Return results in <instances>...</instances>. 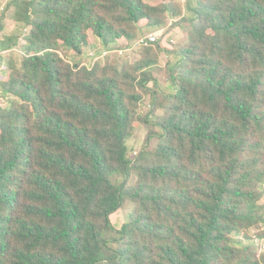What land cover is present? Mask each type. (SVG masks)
Listing matches in <instances>:
<instances>
[{
	"label": "trees",
	"instance_id": "1",
	"mask_svg": "<svg viewBox=\"0 0 264 264\" xmlns=\"http://www.w3.org/2000/svg\"><path fill=\"white\" fill-rule=\"evenodd\" d=\"M170 21L174 50L64 55ZM0 97V264H264V0H9Z\"/></svg>",
	"mask_w": 264,
	"mask_h": 264
},
{
	"label": "rangeland",
	"instance_id": "2",
	"mask_svg": "<svg viewBox=\"0 0 264 264\" xmlns=\"http://www.w3.org/2000/svg\"><path fill=\"white\" fill-rule=\"evenodd\" d=\"M177 2L184 4L186 0H176ZM9 0H0V14L5 10V7ZM5 31L7 33L15 31L17 26L15 25V22L12 20V10L6 11L5 14ZM172 24V21L169 22V25L165 28L161 29H152V28H145L144 33L139 36H145L148 35L151 32H155L158 36V43H160L165 48H168L170 50L177 49L181 44H183L187 40V34L189 30V26L187 22H182L179 25L170 26ZM138 39V38H137ZM137 39L130 43V45H121V46H113L110 50L103 49L102 45L98 42H94L93 40V46L88 49L87 52H85L82 55H76L74 53H68L65 52L64 55L67 58L68 61L72 63H78L80 65H91L95 61L98 60H105L106 58H109L111 60H118L120 62L123 61H134L138 57V51L140 50V46L136 44ZM3 54H12L13 57L18 58V49H13L10 51L3 52ZM171 55H168L166 53H163L160 58L159 65L163 67L167 61V59L171 58ZM155 76L158 78L161 88L165 89L167 86V80L164 74V70H162L160 67H157L154 71ZM150 102L151 97L147 95L141 105V112L142 114H146L148 110L150 109ZM0 104H4V100L0 97ZM145 138V129L142 127H136L132 133V135L129 137V146L131 151V156H135L143 147V141ZM155 143V140L151 141V145ZM110 178L114 181L115 178H117V175L111 174ZM131 205L126 204L122 209H120L118 212L114 213L111 217L112 222L117 228H120L122 223L126 221L129 211H130Z\"/></svg>",
	"mask_w": 264,
	"mask_h": 264
},
{
	"label": "built area",
	"instance_id": "3",
	"mask_svg": "<svg viewBox=\"0 0 264 264\" xmlns=\"http://www.w3.org/2000/svg\"><path fill=\"white\" fill-rule=\"evenodd\" d=\"M159 39V36L155 32H151L148 35L142 36L137 39L136 44L138 46H150L155 44Z\"/></svg>",
	"mask_w": 264,
	"mask_h": 264
}]
</instances>
